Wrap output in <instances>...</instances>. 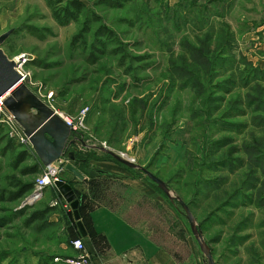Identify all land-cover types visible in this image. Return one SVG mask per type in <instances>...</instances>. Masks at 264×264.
Wrapping results in <instances>:
<instances>
[{"label": "rangeland", "instance_id": "374dc122", "mask_svg": "<svg viewBox=\"0 0 264 264\" xmlns=\"http://www.w3.org/2000/svg\"><path fill=\"white\" fill-rule=\"evenodd\" d=\"M79 1V18L61 24L47 0H0V35L14 29L2 47L28 58L25 82L75 120L72 138L88 145L77 151L104 157L90 144L104 142L165 180L217 264H264V0ZM34 154L0 123V264H69L77 220L56 185L29 202L43 174L27 172ZM128 171L147 193L133 219L177 257L205 259L178 200ZM101 179L64 181L88 207L90 186L108 188Z\"/></svg>", "mask_w": 264, "mask_h": 264}, {"label": "crops", "instance_id": "0c3cea01", "mask_svg": "<svg viewBox=\"0 0 264 264\" xmlns=\"http://www.w3.org/2000/svg\"><path fill=\"white\" fill-rule=\"evenodd\" d=\"M31 111L34 119H37L34 115L36 111ZM49 150L51 151L50 148ZM94 163L97 166L89 168V174L82 172L85 176L83 180L66 169L60 176L62 180L74 182H92V178L95 177L98 180L104 178L109 182L107 188L109 190L106 189L104 192L94 190L89 183L90 203L84 211L91 229L96 233L95 236L89 235L81 215L80 222L83 227H80L77 221L79 234L89 248L93 264H204V259L196 251L185 259L177 257L173 251L150 236L146 226L133 219L132 215L137 210L136 204H133L136 201L134 198L139 199L147 194L142 187L144 184L142 179L130 177L128 169L117 162L105 160ZM93 172L95 176L91 175ZM73 187L75 190H81L76 184H73ZM149 194L146 196L160 201L157 193ZM110 196L109 201L107 198ZM113 196L121 198V201L126 199V202L118 205L114 203L117 200H112ZM130 198L132 202L128 203L127 200ZM73 252L78 255L76 250Z\"/></svg>", "mask_w": 264, "mask_h": 264}, {"label": "water", "instance_id": "95a60500", "mask_svg": "<svg viewBox=\"0 0 264 264\" xmlns=\"http://www.w3.org/2000/svg\"><path fill=\"white\" fill-rule=\"evenodd\" d=\"M13 32L14 29H10L0 35V99L3 98V104L5 107L25 129L26 134L30 136L33 148L42 163L48 165L59 157L65 156L70 145L77 144L78 141L82 142L83 145L87 144L85 141L81 139L79 140L78 137L72 138V129L66 124L62 116L58 115L48 103L36 95L28 84L23 81V74L17 69L18 62L23 58V55H17L16 57L11 58L2 47ZM27 109L30 111V114L27 113ZM31 110L36 111V114L34 115L37 116V119H34ZM67 142L68 145L66 146ZM100 149L106 153H110L121 163L133 169L142 171L154 183H156L168 197L177 199L185 211L186 218L199 245L201 246V249L206 253L204 264H217L212 250L204 239L202 229L197 225V221L190 206L183 199L171 194V188L165 180L155 175L143 165L132 162L118 153H115L111 149H105L102 147ZM69 158L71 160L75 158V153L73 151L69 152ZM60 166H64L66 170L81 180L85 178L84 174L74 166L73 163H68L66 165L60 163ZM56 186L70 201L74 217L78 221L80 227H83L80 222V200L76 197L74 189L64 180L57 181ZM83 231L85 232L84 229Z\"/></svg>", "mask_w": 264, "mask_h": 264}, {"label": "built area", "instance_id": "2783aa9c", "mask_svg": "<svg viewBox=\"0 0 264 264\" xmlns=\"http://www.w3.org/2000/svg\"><path fill=\"white\" fill-rule=\"evenodd\" d=\"M27 60L28 58L23 57L18 62V67H17L19 72L23 74V81H26L29 76V73L24 69V65L26 64ZM49 97H52V93L49 94ZM48 104L55 110V108L51 103ZM56 113L58 115H61L57 111ZM85 114H86V110H83V112L80 113L79 116L80 121L84 119ZM61 116L63 120L66 122V124L69 127H71L72 132L76 133L78 130V124L75 122V120L71 119L70 117H66L63 115ZM0 123H3L10 128V132L12 136L18 138L25 145H28L30 147L32 146L33 148V145L30 140V136L26 134L25 129L16 121L14 115H12L11 112L5 107V105L3 104V98L0 99ZM90 144L92 146H96L100 151H102L100 149L101 147L105 149H110V147L104 142H98V145L93 144L92 142H90ZM82 146L88 147V145H83V144ZM121 156L136 163L135 158L130 157L126 153H121ZM64 157L65 156H61L57 160L53 161L48 165L43 164L44 165L43 174L37 180V183L35 185V191L29 198L30 203L41 198L43 195V191L47 187L55 186L57 181L62 180L58 177L57 173H59V169L64 167V166H60V163H63V165H65ZM71 245L78 252V255L73 258H67V262L69 264H93L91 253L84 239L82 238L73 239Z\"/></svg>", "mask_w": 264, "mask_h": 264}, {"label": "trees", "instance_id": "16d2710c", "mask_svg": "<svg viewBox=\"0 0 264 264\" xmlns=\"http://www.w3.org/2000/svg\"><path fill=\"white\" fill-rule=\"evenodd\" d=\"M47 1L49 3L50 7L53 10L55 18L61 24H66L67 22H69L71 20L78 19L80 14L82 13V11L84 9L83 3L81 1H79V0H69V1H66V0H47ZM70 146H72V147L71 148L69 147L70 149L68 148L69 150L66 151L65 155L69 154L70 151H73L75 153V158L73 160H71L70 158L69 159L72 161L71 163H73V165L76 166L81 172H86V169L90 165V163H92V162H100L101 160L107 158V156H109L112 161L117 162L118 164H121L122 166H125L129 170H137V169H133V168L121 163L116 158H114L110 153H106V152L101 151V153L103 152V154H105L104 157L102 155H100L97 151H94V153L91 152L89 154H85V153H81V152L77 151L76 147H75V144H72ZM28 152H29L28 150H24L23 152L20 153V155L21 156L23 155L25 157L28 154ZM35 157L37 159L36 164L34 165V167H32L29 170H27V172H30V173H34L35 172V173H37L39 171V169L40 170H41V168L43 169L44 165H43L42 161L40 160V158L38 157L37 154L35 155ZM32 189H33V185H27L24 188V190L22 191V193L23 192H29ZM22 195L23 194H21V196ZM78 196L81 199V194L80 193H78ZM187 204L189 205V203H187ZM85 206L86 205L83 204V202L81 200L80 206H79V212H80L81 218L83 219L84 224H85V226H86V228H87V230L89 232V235L91 237H94L96 233L91 229V226L88 223V220H87V217H86L85 211H84ZM73 226H74V229L78 228L77 226H75V221H74V225ZM77 235L78 236L76 238H81V236L79 234V231H78Z\"/></svg>", "mask_w": 264, "mask_h": 264}, {"label": "bare ground", "instance_id": "6f19581e", "mask_svg": "<svg viewBox=\"0 0 264 264\" xmlns=\"http://www.w3.org/2000/svg\"><path fill=\"white\" fill-rule=\"evenodd\" d=\"M27 111V110H26Z\"/></svg>", "mask_w": 264, "mask_h": 264}]
</instances>
